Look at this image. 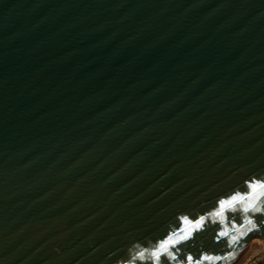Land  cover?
<instances>
[{"label":"water","instance_id":"obj_1","mask_svg":"<svg viewBox=\"0 0 264 264\" xmlns=\"http://www.w3.org/2000/svg\"><path fill=\"white\" fill-rule=\"evenodd\" d=\"M262 174L264 0H0V264H119Z\"/></svg>","mask_w":264,"mask_h":264},{"label":"clouds","instance_id":"obj_2","mask_svg":"<svg viewBox=\"0 0 264 264\" xmlns=\"http://www.w3.org/2000/svg\"><path fill=\"white\" fill-rule=\"evenodd\" d=\"M243 187L244 190H234L221 197L215 207L195 219L187 215L178 217L179 227L172 228L147 246L133 245L129 249V258L119 264H235L244 241L253 232L260 233L261 225H264V178L250 176L243 182ZM258 216L262 218L259 221ZM209 226L216 227L213 243L223 241L220 251L201 247L197 254L185 249V245L194 246L197 235ZM254 239L264 243V235ZM241 264H247V261L241 260Z\"/></svg>","mask_w":264,"mask_h":264},{"label":"bare ground","instance_id":"obj_3","mask_svg":"<svg viewBox=\"0 0 264 264\" xmlns=\"http://www.w3.org/2000/svg\"><path fill=\"white\" fill-rule=\"evenodd\" d=\"M255 243L251 244L248 249L243 253V255L235 262V264H241V260H247L250 254H254L259 250L264 249V243L260 241H254Z\"/></svg>","mask_w":264,"mask_h":264},{"label":"rangeland","instance_id":"obj_4","mask_svg":"<svg viewBox=\"0 0 264 264\" xmlns=\"http://www.w3.org/2000/svg\"><path fill=\"white\" fill-rule=\"evenodd\" d=\"M246 261H247V264H264V249L259 250L258 252L254 254H250Z\"/></svg>","mask_w":264,"mask_h":264}]
</instances>
